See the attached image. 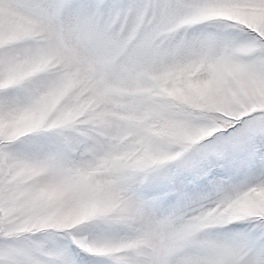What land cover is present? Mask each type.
I'll list each match as a JSON object with an SVG mask.
<instances>
[{
	"label": "snow or ice",
	"instance_id": "1",
	"mask_svg": "<svg viewBox=\"0 0 264 264\" xmlns=\"http://www.w3.org/2000/svg\"><path fill=\"white\" fill-rule=\"evenodd\" d=\"M0 264H264V0H0Z\"/></svg>",
	"mask_w": 264,
	"mask_h": 264
}]
</instances>
